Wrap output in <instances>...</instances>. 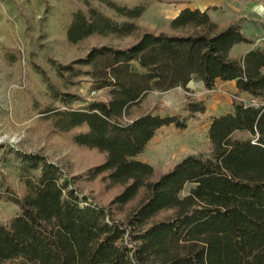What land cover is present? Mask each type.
<instances>
[{"label":"trees","instance_id":"16d2710c","mask_svg":"<svg viewBox=\"0 0 264 264\" xmlns=\"http://www.w3.org/2000/svg\"><path fill=\"white\" fill-rule=\"evenodd\" d=\"M165 1L80 0L70 14V44L136 37L126 48L94 46L55 68L63 84L88 80L93 91H106V101L73 109L84 101L45 80L64 109L40 111L57 132L78 130L70 137L75 146L105 155L74 179L101 178L119 191L107 207L97 206L57 164L0 144V202L18 209L0 220V264H264V45L231 57L235 45L254 42L239 23L220 28L211 8L182 9L168 25L177 34L141 31L137 22ZM192 80L206 90L233 81L256 104L233 102L231 112L211 118L209 153L187 155L154 179L153 167L136 158L160 128L186 129L206 104L187 98L186 116L136 111L152 92H190Z\"/></svg>","mask_w":264,"mask_h":264},{"label":"rangeland","instance_id":"374dc122","mask_svg":"<svg viewBox=\"0 0 264 264\" xmlns=\"http://www.w3.org/2000/svg\"><path fill=\"white\" fill-rule=\"evenodd\" d=\"M184 6L211 8L212 21L220 28L239 23L243 34L253 40L254 45H264V0H166L153 4L137 23L141 31L177 34L168 25L172 15ZM253 6L260 8L259 15L251 11ZM80 8V0H0V144L46 157L62 168L81 197L85 196L93 204L105 208L119 189H107L101 178L91 182L74 179L102 164L105 155L94 149L75 146L70 137L78 130L61 134L54 129L52 121L44 120L40 114L47 107L64 109L49 94L45 80L51 81L60 93L75 94L84 101L75 102L73 109L94 101H106V91H93L88 80L75 79L74 82L78 81L79 85L63 84L56 76L55 68L84 58L94 46L126 48L135 42L136 37L132 36L119 39L91 37L78 44L68 43L64 28L70 14ZM236 46L246 47L245 44ZM240 53L235 49L232 56H239ZM262 71L264 73V69ZM192 86L194 88L188 93L183 90L180 94L169 95L152 92L136 115L152 111L160 116H186L183 109L186 99L198 100L205 96L202 95L205 90L200 85ZM210 91L214 93L208 95L210 108L207 115L227 111L233 102L256 104L255 100L243 99L221 83H216ZM215 93L224 95V100L214 98ZM216 105L219 107L214 108ZM205 118L198 115L196 119L188 120L185 130L168 126L157 133L154 141L139 157L153 167L154 179L167 173L187 155L209 153ZM234 138L243 139L246 135L235 134ZM190 187L187 185L182 195ZM17 212L16 206L0 202L1 221L15 216ZM121 217L119 215L117 219Z\"/></svg>","mask_w":264,"mask_h":264},{"label":"crops","instance_id":"0c3cea01","mask_svg":"<svg viewBox=\"0 0 264 264\" xmlns=\"http://www.w3.org/2000/svg\"><path fill=\"white\" fill-rule=\"evenodd\" d=\"M184 8H189V9H191V10H193V9H199V10H201V11H203V10H205V9H207V7H204V8H199V7H186V6H184V7H181V8H179L173 15H172V17L170 18V21L173 19V18H175L176 16H177V14L182 10V9H184ZM253 13H255V15H259V13H260V8L257 6H253L252 7V10H251ZM208 15H209V17H210V19L212 20V18H211V13H210V11H208ZM242 31H243V28H242ZM239 47V46H238ZM255 47H260V46H256V45H254V44H252V45H246V47L245 48H237V46L235 45L232 49H231V51H230V56H232V53H233V51H235V49H238V51H240L241 53L239 54V56H232V57H234V58H239V57H241L242 55H244L246 52H248L249 50H251V49H253V48H255ZM217 83H221V84H223L224 86H226V87H228V89H230L231 91H233L234 93H237L239 96H241V97H243V99H250V100H252V101H254V99L250 96V95H248V94H246V93H238V91L236 90V87H235V82H221V81H218ZM192 84H197V85H200L199 87H201L202 89H204L205 90V92H203V94L202 95H205L203 98H198V100H201V101H205V104H206V111H205V113L204 114H201V115H199V116H204V117H206L205 119L207 120L206 121V123L204 124V128H205V131H206V133H207V130H208V126H209V123H210V119L211 118H213V117H218V116H221V115H224V114H226V113H229V112H231L232 111V104L230 105V108H229V110H227V111H224V112H222V113H219V114H209V115H207V113L209 112V104L207 103V100H208V98H209V96L208 95H211V93H214V92H211L210 90H206L204 87H203V85H202V83L201 82H198V81H194V80H192V81H190L188 84H187V88L189 89V91H191V89H193L194 88V86H192ZM181 91H182V89L181 88H174V89H172V90H170V91H167V92H164V94H168L169 95V93H181ZM213 97L214 98H218V100L219 101H222V100H224V98H225V96L224 95H222V94H218V93H215V95H213ZM184 105H185V103H184ZM184 105H183V108H184ZM214 108H218L219 106L218 105H216V106H213ZM220 107H222V104L220 105ZM211 111V110H210ZM154 114H156V115H159V114H157V113H154ZM169 115H175V114H169ZM163 128V127H162ZM162 128H160L157 132H156V134H155V136L150 140V142L147 144V146H146V148H145V150L148 148V146L150 145V143L151 142H153L154 141V139L156 138V136H157V133L162 129ZM185 130V129H184ZM143 154V153H142ZM141 154V155H142ZM140 155V156H141ZM139 156V157H140ZM139 157H137L136 159L137 160H139V161H142V160H140L139 159ZM142 162H144V161H142Z\"/></svg>","mask_w":264,"mask_h":264}]
</instances>
